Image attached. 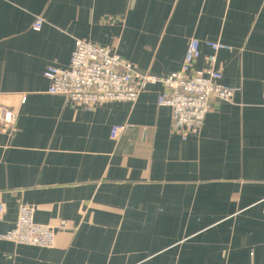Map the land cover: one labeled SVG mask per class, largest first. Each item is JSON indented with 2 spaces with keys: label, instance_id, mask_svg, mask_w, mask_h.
Masks as SVG:
<instances>
[{
  "label": "crops",
  "instance_id": "crops-1",
  "mask_svg": "<svg viewBox=\"0 0 264 264\" xmlns=\"http://www.w3.org/2000/svg\"><path fill=\"white\" fill-rule=\"evenodd\" d=\"M191 38L196 69L204 41L231 47L215 68L235 89L196 136L172 131L161 84L91 109L48 92L43 71L67 67L76 39L163 77ZM2 108L16 121L0 122V234L21 203L74 229L51 248L0 238V264H264V0H0Z\"/></svg>",
  "mask_w": 264,
  "mask_h": 264
},
{
  "label": "built area",
  "instance_id": "built-area-1",
  "mask_svg": "<svg viewBox=\"0 0 264 264\" xmlns=\"http://www.w3.org/2000/svg\"><path fill=\"white\" fill-rule=\"evenodd\" d=\"M43 20L37 17L32 29L38 31ZM211 53L205 57L207 67L196 69L202 43L191 38L186 47L179 70L158 77L139 73L114 50L98 45L90 40L76 39L69 65L65 68L47 66L43 76L49 81L48 92L63 95L74 106L91 109L110 101L135 102L150 85L161 84L163 90L157 97L159 106L171 109V128L185 140L199 134L206 114L221 102L231 101L235 89L224 85L222 73L215 68L217 53L231 47L220 41H204ZM16 114L8 109H0V122L12 126ZM126 129L125 125H114L111 139ZM4 211L0 203V216ZM34 207L21 203L11 230L0 234L1 239L19 245L51 248L55 243L56 229H74L61 220L57 227L34 221Z\"/></svg>",
  "mask_w": 264,
  "mask_h": 264
}]
</instances>
